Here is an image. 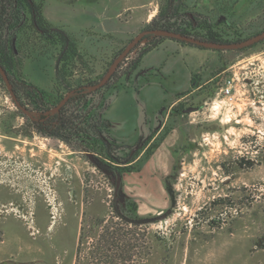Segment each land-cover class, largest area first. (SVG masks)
<instances>
[{
    "label": "rangeland",
    "instance_id": "374dc122",
    "mask_svg": "<svg viewBox=\"0 0 264 264\" xmlns=\"http://www.w3.org/2000/svg\"><path fill=\"white\" fill-rule=\"evenodd\" d=\"M66 1L71 5L47 12L57 21L53 25L75 33L73 26L88 24L92 16L84 7L86 0L81 5ZM142 1L145 13L152 4L137 2ZM218 1L230 2L232 9L218 12L215 0H186L190 10L210 18L213 26L229 29L228 35L235 30L244 36L264 31V0ZM109 3L116 10L124 0ZM129 14L122 11L120 19L127 20ZM144 27L113 45L96 44L99 54L109 61ZM196 51L178 58L184 69L199 77L194 92L180 93L177 103L174 99L160 112L155 110L158 97L153 82L167 91L164 100L174 90L167 65L160 69L162 74L154 72L138 94L132 88L120 90L107 111L116 135L129 132L127 144L145 139L151 130L156 132L150 144L167 128L176 130V149L166 142L152 157L144 159L142 153L139 171L123 176L137 215L157 217L140 226H129L114 215L112 182L79 154L37 135L24 138L5 132L8 125L21 126L24 119L12 115L15 106L0 83V264H12L10 254L19 255L17 240L44 244L47 230L39 228L35 219L51 222L50 211L54 219L46 250L22 253L29 258L18 264H264V44L245 51ZM53 65L43 56L25 58L24 77L49 89ZM228 81L231 99L219 93ZM191 108L199 110L178 112ZM24 201L28 213L19 207ZM93 207L99 209L94 212ZM106 227L110 236L114 232L117 258L104 257L101 236ZM32 229L34 235L28 236ZM122 249L130 252L123 254Z\"/></svg>",
    "mask_w": 264,
    "mask_h": 264
},
{
    "label": "trees",
    "instance_id": "16d2710c",
    "mask_svg": "<svg viewBox=\"0 0 264 264\" xmlns=\"http://www.w3.org/2000/svg\"><path fill=\"white\" fill-rule=\"evenodd\" d=\"M47 2L48 0H0V66L5 71L19 103L18 107L12 100L15 106L12 115L24 119L21 126L14 128L8 125L5 132L24 138L37 135L63 143L112 182L111 207L119 220L134 226L151 223L157 217L140 218L136 214V203L124 192L123 176L138 172L141 162L153 154L172 127L167 128L152 144L150 142L156 130H151L145 139L140 138L133 144H127L119 142L113 136L112 123L107 118V111L120 90L132 88L138 94L139 90L149 84L152 75L143 70V60L164 41H174L198 50L207 49L162 36L148 35L144 37L145 43L143 45L139 43L118 66L105 86L91 91L90 88L103 78L124 47L114 52L111 59L106 62L99 54L96 44L103 46V41H108L111 37L89 38L94 36V33L90 31L74 33L66 30L64 26L53 25L45 15ZM71 3L72 1L69 2ZM158 3V13L143 31L164 30L212 43L240 42L258 34L244 36L235 30L232 31V35H228L229 29L222 25L213 26L210 18L199 11L190 10L186 0H159ZM214 3L218 12L232 9L230 2L224 1L223 4L215 0ZM258 44H264V40ZM258 44L239 51L252 49ZM34 56H43L54 63L49 89H42L24 77L23 61ZM198 78L197 75L191 76L192 90L200 86ZM0 83L5 85L1 77ZM69 93L72 94L67 102L55 111ZM184 110L179 109L178 112ZM142 153L144 159H141ZM118 176L121 177V183L116 192ZM165 188L170 191L167 185ZM101 240L104 257L117 258L119 255L116 256L114 253L118 249L115 246L114 232L110 236L106 227ZM126 247L130 249L129 245ZM129 249H122V253L130 252ZM110 252H113V255H110ZM131 257L129 255L128 259Z\"/></svg>",
    "mask_w": 264,
    "mask_h": 264
},
{
    "label": "crops",
    "instance_id": "0c3cea01",
    "mask_svg": "<svg viewBox=\"0 0 264 264\" xmlns=\"http://www.w3.org/2000/svg\"><path fill=\"white\" fill-rule=\"evenodd\" d=\"M137 1L134 3H131V1L129 0H124V3L122 4L121 9L118 8L116 10H112L110 7V3H109L110 0H86V3H84V7L90 10V13L88 11L87 12L90 14V16H92V21L88 22V24L86 23V25L82 24L79 26H73V30H76L77 32L78 31H90L91 33H94V36H91L89 38L94 37L98 39L101 37L110 36L111 39L105 42L103 41V44L109 45L110 43H112L113 45L115 43H118L120 42L122 38H129L131 34L133 33V31H136V29H140V27L142 28L143 26H146L156 16L158 12V0H150L149 3L152 4V8L145 13L141 11V9L145 6V1H142L140 3H138ZM188 1L194 2L195 0H188ZM81 2L82 0H75V4L81 5ZM261 3H264V2H261ZM58 5L62 7L64 6L68 7L71 4H69L66 0H48L47 6H45V15L48 21L51 22L52 24L57 23V21L54 20L50 14H48L47 9H51V7L56 8V6ZM255 6H258V4H256ZM122 11L129 12L130 13L129 15L131 16H129L127 20L122 21V19H120V15ZM85 41L87 42V40ZM193 52H198V51H196V49L182 46V45L177 44L174 41L168 40V41H164L156 50H153L144 58L143 65H142L143 70L148 71V74L152 76L153 75L155 76L154 72L156 71H158L159 74L160 73L162 74V71L160 69L164 68L165 66L168 67L167 65H170V67L168 68V73H171L172 76L171 77L167 76V78L172 82L171 84L173 85L174 90L171 93V96H169L168 99L166 98L164 100V98L166 97L165 95L167 91L161 88L156 81L153 82L154 86H152V88L153 87L155 88V92L158 97L157 99L158 101L155 103V107H154L155 110L164 108L168 103L171 102V100H174V99H176L175 103H177L178 101L177 96L180 93L188 92L190 90L192 93V88L190 86V79H191V75L193 74L191 73L192 70L188 69L187 67H185L186 69H184L183 62H179L178 58L183 57V56H188L192 54ZM201 65L202 64L200 63L197 69ZM157 68H159V70H157ZM172 77H173V80H172ZM144 87L142 89H144ZM149 87H151V85ZM175 103H173L172 105H174ZM155 115L157 116L156 113ZM175 132H176L175 129L170 131L167 134V136L164 138V140L161 142V144L154 150L153 154L150 157L155 155V152L159 148H161V146L165 144L166 142H171V145L172 144L174 145L171 148L172 150L176 149L179 142H176V139H173V135H175ZM112 134L119 142H125V141L127 142L129 139L127 136L129 135V132H127L126 135L123 137L122 136L123 134L116 135L115 129H113ZM40 139L45 142L55 143L57 144L58 147L67 148L61 142H53V141H50L44 138H40ZM72 153L70 152V154ZM175 153L176 151L174 152V154ZM66 170L67 169H65V173H66ZM168 175L166 174V176ZM123 189L126 195L128 196V198L131 201H133L134 198L131 194L127 192V187L125 186V184L123 186ZM25 206H29L27 203H25V201L23 203H20L19 205V207H22V211H24V213H28ZM44 209L46 210V214L48 216V211L45 205H44ZM98 209L99 208L93 207L91 210L95 212ZM159 213L160 212H157L156 215H158ZM35 221L39 228L45 229L47 231L49 230L50 221L47 224H45V222L44 224H42V222L45 221V219L41 221V217H37ZM47 231H45L44 233V236H45L44 244L43 243H35V244L25 243L21 240H17L19 255L13 256L10 254V259L12 261L25 263L24 259L29 258V257H21L22 253L31 254V253L42 252L44 251V249L46 250L45 245L47 244V239H46ZM3 235L5 237L4 232L2 236ZM77 235L78 233L76 234L75 239H78ZM54 239L55 237L52 240ZM49 245L50 244H48V246Z\"/></svg>",
    "mask_w": 264,
    "mask_h": 264
},
{
    "label": "water",
    "instance_id": "95a60500",
    "mask_svg": "<svg viewBox=\"0 0 264 264\" xmlns=\"http://www.w3.org/2000/svg\"><path fill=\"white\" fill-rule=\"evenodd\" d=\"M148 35L166 37V38H169L171 40L185 42L188 44H192L198 48H203V49H207V50H211V51H239L242 49L249 48L253 45H256V44H258L264 40V31H262L261 33L255 35L251 38L245 39V40L240 41V42L212 43V42L201 41L198 39H194L192 37L184 36V35L169 32V31H164V30H144V31L140 32L138 35H136L130 41V43L122 50V52L113 60V62L109 66L107 72L103 76V78L96 85L91 87L90 90L95 91V90L100 89L103 86H105L108 83V81L111 79L112 75L117 70L118 66L129 56L131 51H133V49L139 43H141L144 40V37H146ZM0 77L3 80V82L7 88V91L9 92V94L11 96V99L19 107V103L16 99V96L14 95V93L12 91V86L9 82V79H8L5 71L3 70V68L1 66H0ZM71 94L72 93H69L59 103V105L56 107L55 111H58L67 102V100L71 96ZM198 110H199L198 108H191V109L184 110L183 113L189 114L190 112L198 111ZM24 112L27 113L26 111H24ZM120 183H121V177L118 176L117 182H116V189H115L116 192L119 189Z\"/></svg>",
    "mask_w": 264,
    "mask_h": 264
},
{
    "label": "built area",
    "instance_id": "2783aa9c",
    "mask_svg": "<svg viewBox=\"0 0 264 264\" xmlns=\"http://www.w3.org/2000/svg\"><path fill=\"white\" fill-rule=\"evenodd\" d=\"M219 93H221L224 96V98L231 99L232 98V85H231V81H228L227 83H225V86L220 88V92ZM48 207H51V210L53 209V207L51 206L50 203H48ZM53 219H54V214H53L52 211H50V220H51L50 226L53 223V221H52ZM33 230L34 229H32V231H30L31 236L34 235V231Z\"/></svg>",
    "mask_w": 264,
    "mask_h": 264
},
{
    "label": "flooded vegetation",
    "instance_id": "af4514ba",
    "mask_svg": "<svg viewBox=\"0 0 264 264\" xmlns=\"http://www.w3.org/2000/svg\"><path fill=\"white\" fill-rule=\"evenodd\" d=\"M27 233H28V236H31V234L29 232H27ZM0 243H3V240H0ZM17 247H18V244H17ZM12 262H13L12 264H18L19 263V262H16V261H12Z\"/></svg>",
    "mask_w": 264,
    "mask_h": 264
}]
</instances>
